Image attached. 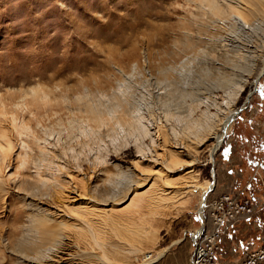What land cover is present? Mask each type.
Listing matches in <instances>:
<instances>
[{"label":"rangeland","instance_id":"rangeland-1","mask_svg":"<svg viewBox=\"0 0 264 264\" xmlns=\"http://www.w3.org/2000/svg\"><path fill=\"white\" fill-rule=\"evenodd\" d=\"M232 1L216 0L215 15L202 0H0V264H144L146 252L154 264L187 261L199 215L229 179L224 141L246 130L239 116L264 129V107L252 111L264 104V71L254 83L264 13L245 14L242 28ZM241 78L211 154L216 104ZM157 169L185 192L154 203L164 180L145 177ZM33 203L62 224L43 231ZM262 203L248 246L264 241Z\"/></svg>","mask_w":264,"mask_h":264},{"label":"crops","instance_id":"crops-1","mask_svg":"<svg viewBox=\"0 0 264 264\" xmlns=\"http://www.w3.org/2000/svg\"><path fill=\"white\" fill-rule=\"evenodd\" d=\"M259 91V96H264V88ZM259 105L264 107V104L258 102L252 111L258 110ZM239 121H246V130H238V134L233 136L235 140L228 138L220 148L218 157L224 167L223 173L228 175L229 179L220 181L222 183L216 186L213 196L221 192L240 190L242 195L256 200L253 218L259 211L262 212L258 206L262 205L264 200V141L255 131H248V119L239 116L237 123ZM222 230L215 264H237L242 251L248 247V217H238L227 222L223 224Z\"/></svg>","mask_w":264,"mask_h":264},{"label":"bare ground","instance_id":"bare-ground-1","mask_svg":"<svg viewBox=\"0 0 264 264\" xmlns=\"http://www.w3.org/2000/svg\"><path fill=\"white\" fill-rule=\"evenodd\" d=\"M204 3H206L207 4V6H209V8H210V10H211V13H213V14H223V12H224V10H223V8L216 2V0H202ZM233 2V4L230 6L229 4L231 3H229L228 5L231 7L230 8V10H231V12H232V14L230 15V14H228V15H230L231 17H233V20L235 21H238V24H239V26L240 27H242V28H245V27H249V25H250V22L249 21H247V19H245V17H244V15L245 14H249V13H264V0H233L232 1ZM229 9V8H228ZM227 15V14H226ZM234 15V16H233ZM224 16V15H223ZM247 17V16H246ZM257 24H259V22H257ZM238 26V27H239ZM253 26V25H252ZM259 25H257V27H258ZM254 28V27H253ZM256 28V27H255ZM254 28V29H255ZM190 60V59H189ZM189 60L188 61H186V62H189ZM260 61L263 63V66H260V69L258 70V72L256 73V75H255V78H254V82H256L257 80H258V77H259V75H261V73L264 71V56L263 57H261V59H260ZM261 63V64H262ZM252 68V67H251ZM251 68H250V70H249V67H248V70H249V72L251 73ZM246 82V78H241V79H239L238 80V83H236L235 82V86H233V84H232V88L230 87V86H228V87H225V90H224V99L220 102V103H218V104H216L215 103V101H213V100H211V102H213V104H216V106H217V114L219 115V117H217L218 118V123H219V125H220V133H216V132H214L213 133V135L211 136V138H213V145H212V148H211V154H212V152L214 151V149L217 147V145L220 143V141H221V138H222V134L227 130V128H228V125H229V123L231 122V119H232V116L234 115V113L235 112H237V110H234L233 108H232V105H233V103H234V101H235V99L237 98V96H238V94H239V92L241 91V89L244 87L243 85H244V83ZM33 91V90H32ZM33 93H35L34 91H33ZM209 98V97H208ZM207 99V98H206ZM120 103V102H119ZM211 104V103H210ZM117 105V104H116ZM120 105V104H119ZM119 105H118V107H119ZM118 107H116V108H118ZM114 110V109H113ZM85 111H86V113H87V115H88V117L91 119V120H93V121H98V124H99V122L100 121H102V119H101V115H100V113L97 111V109H95L94 108V106H92V105H90V104H87L86 105V108H85ZM136 111V110H135ZM138 112V111H137ZM103 113V112H102ZM108 115H111V114H109V113H107ZM128 114V113H127ZM133 114H135V112L133 113ZM138 114V113H137ZM215 114V113H214ZM213 114V115H214ZM217 114H215V115H217ZM129 115V114H128ZM217 115V116H218ZM221 115V116H220ZM108 117V116H107ZM118 118L120 117V116H117ZM116 117V118H117ZM125 117H126V115H125ZM138 117V116H137ZM115 118V117H114ZM117 118V119H118ZM128 118H129V116H128ZM142 118V117H141ZM216 118V119H217ZM13 119V118H12ZM130 119V118H129ZM137 119V118H136ZM139 119V118H138ZM111 120V119H110ZM125 120V119H124ZM128 121V120H127ZM126 120H125V122H127ZM130 122L132 121V120H129ZM138 121V120H137ZM92 122V121H91ZM121 122V121H120ZM140 122V121H139ZM216 122H217V120H216ZM96 123V122H95ZM103 122H101L100 124H102ZM117 124H118V120H117V122H116ZM122 123V122H121ZM132 123V122H131ZM127 124V123H126ZM130 124V123H129ZM129 124H128V127H129ZM135 124V123H134ZM105 125V124H104ZM119 126H120V124H118ZM133 125V124H132ZM131 125V126H132ZM139 125V124H138ZM137 125V126H138ZM143 125V126H142ZM141 125V127L142 128H144L145 126H144V124H142ZM218 125V124H217ZM130 126V127H131ZM135 126V125H134ZM127 127V126H126ZM129 127V128H130ZM136 127V126H135ZM121 128V127H120ZM138 129V128H137ZM134 130V129H133ZM146 130V129H145ZM138 131V130H137ZM142 131V130H141ZM127 132H129V131H127ZM144 132H146V131H144ZM132 133V132H131ZM130 133V134H131ZM134 133V132H133ZM141 134V133H140ZM7 143V142H6ZM1 152H2V150H1ZM168 154V153H167ZM173 156H174V154H169V157L167 156V158H170V159H172L173 158ZM174 158H176L175 156H174ZM173 158V160H175ZM176 161V160H175ZM165 162V161H164ZM169 162V161H168ZM163 164V163H162ZM165 165H166V163H164ZM169 166V165H168ZM162 168H164L163 166H161ZM162 170V169H161ZM164 171H165V174H168V173H170V172H173L172 170H170V169H168V168H166V169H164ZM163 172V171H162ZM163 175V174H162ZM161 175V171L159 170V169H157V170H154L153 172L151 171L150 173H148L147 175H146V180H147V183H149V182H151L150 183V185H152L153 183H154V181L156 180V179H158L159 177H162V179H163V176ZM167 176V175H166ZM168 177V176H167ZM72 178V177H71ZM166 178V177H165ZM164 180V183L163 184H161V186H162V189L160 190V195L158 196V198H156L155 199V201L156 202H154V203H158L159 204V202L160 201H163L165 198H168V197H166L167 195L166 194H170L173 190H174V193L173 194H176V195H178V194H180V193H182V192H185V191H181V185H179L178 183H172V182H170L169 180H167V179H163ZM183 183V182H182ZM184 185V184H183ZM185 186H191L192 188L190 189V190H194L195 189V185H184V188H185ZM212 187H213V182L212 181H208L207 183H206V185H199V186H197V188H198V190H200V193H201V199H200V202H199V205H200V208L203 206V201H204V198H206L205 196H206V194H207V192L209 191V190H211L212 189ZM169 188H171V190H169ZM181 188V189H180ZM134 191H135V189H134ZM134 194V193H133ZM172 194V195H173ZM163 195V196H162ZM39 203V202H38ZM30 207H31V209L33 210V211H35L36 213H34V217H36V219H37V221H38V223L40 224V226L43 228V231H46L47 230V224H48V222H49V220H51V219H49V218H47V215H48V212L46 213V211L47 210H45L44 208H42L40 205H38V204H31L30 205ZM58 207V206H57ZM67 208H69V207H67ZM57 210V209H56ZM60 213L58 212L57 213V211H56V213H55V215L57 216V215H59ZM63 214V213H62ZM42 217V218H41ZM52 220H55V219H52ZM56 221V220H55ZM52 222L53 224H51L50 222V224L53 226V227H59V225H61L62 223H60V222H58V221H56V222ZM197 231H195V233H196ZM160 254L161 253H159L157 256H156V258H158L159 256H160ZM24 258V257H23ZM29 259V258H28ZM26 260V259H25ZM30 260V259H29ZM30 261H32V260H30Z\"/></svg>","mask_w":264,"mask_h":264},{"label":"built area","instance_id":"built-area-1","mask_svg":"<svg viewBox=\"0 0 264 264\" xmlns=\"http://www.w3.org/2000/svg\"><path fill=\"white\" fill-rule=\"evenodd\" d=\"M251 94L252 90L247 91L245 99H249ZM260 136L264 141V129L260 132ZM254 208L255 202L253 203L250 197L242 195L240 190H231L214 195L205 210V220L203 221V217L201 214L199 215L200 227L192 235V247L188 259L180 264H215L220 239L223 235V224L238 217L251 216ZM151 254V252H146L140 256V260L144 264H154L155 258L146 261L151 257ZM237 264H264V241L255 247L251 245L246 247Z\"/></svg>","mask_w":264,"mask_h":264}]
</instances>
